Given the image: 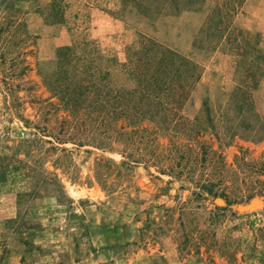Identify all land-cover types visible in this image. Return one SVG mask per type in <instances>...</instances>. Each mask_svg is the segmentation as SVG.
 I'll return each instance as SVG.
<instances>
[{
    "label": "rangeland",
    "instance_id": "rangeland-1",
    "mask_svg": "<svg viewBox=\"0 0 264 264\" xmlns=\"http://www.w3.org/2000/svg\"><path fill=\"white\" fill-rule=\"evenodd\" d=\"M0 264H264V0H0Z\"/></svg>",
    "mask_w": 264,
    "mask_h": 264
},
{
    "label": "trees",
    "instance_id": "trees-1",
    "mask_svg": "<svg viewBox=\"0 0 264 264\" xmlns=\"http://www.w3.org/2000/svg\"><path fill=\"white\" fill-rule=\"evenodd\" d=\"M164 59V58H163ZM144 78V77H141V79ZM142 83H144V85H147L148 83V80H142ZM155 91V90H154ZM153 93V92H152ZM130 98H132V100L137 101L138 99L141 98V96H139L140 98H137L136 95H134L133 93H131L130 95ZM122 96L119 97V99L121 98ZM157 97V96H156ZM143 99H146V100H153V99H159V98H152V94L151 93H144L143 96H142ZM120 104V103H119ZM133 112L136 114V115H139L140 113L143 112V110H139L138 107H137V104H135V106L132 108Z\"/></svg>",
    "mask_w": 264,
    "mask_h": 264
},
{
    "label": "water",
    "instance_id": "water-1",
    "mask_svg": "<svg viewBox=\"0 0 264 264\" xmlns=\"http://www.w3.org/2000/svg\"><path fill=\"white\" fill-rule=\"evenodd\" d=\"M261 204L258 203L257 201H254L251 203L249 206L246 207H239V211H253L254 209L260 208Z\"/></svg>",
    "mask_w": 264,
    "mask_h": 264
}]
</instances>
